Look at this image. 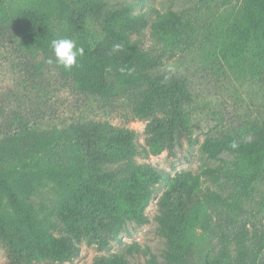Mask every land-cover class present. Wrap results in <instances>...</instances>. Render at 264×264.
Here are the masks:
<instances>
[{"label": "trees", "instance_id": "obj_1", "mask_svg": "<svg viewBox=\"0 0 264 264\" xmlns=\"http://www.w3.org/2000/svg\"><path fill=\"white\" fill-rule=\"evenodd\" d=\"M231 1V19L202 31L196 18L171 9L0 0V48L23 58L26 84L40 94L15 108L0 105L4 264H67L82 242L108 249L129 222L148 223L161 181L154 216L161 253L132 242L92 264H131L140 253L143 264H264V120L208 133L200 151L217 163L198 172L171 175L137 159L191 141L198 83L179 70L188 59L214 57L216 74H242L264 94V0ZM63 37L84 50L70 70L55 62L50 46ZM63 89L77 101L117 109L126 123H144L141 148L133 129L107 119L46 112L43 98Z\"/></svg>", "mask_w": 264, "mask_h": 264}, {"label": "rangeland", "instance_id": "obj_2", "mask_svg": "<svg viewBox=\"0 0 264 264\" xmlns=\"http://www.w3.org/2000/svg\"><path fill=\"white\" fill-rule=\"evenodd\" d=\"M22 3V0H12ZM25 1V0H24ZM113 6H120L130 3L136 11H144L153 7L160 12L169 9L180 11L196 18L199 23V29L202 31L212 30L218 24H222L224 19H231L228 16V7L231 0H104ZM232 3L235 0L231 1ZM220 24V25H221ZM194 57V56H193ZM221 59V56L218 54ZM194 61L189 59L179 65V70L194 75L198 87L195 89L196 97V115L194 127L192 129L191 141L187 138L174 147L172 154L166 151L157 156L142 158L137 157L139 161H149L152 164L159 165L174 175L176 172L190 170L198 172L206 166H212L217 163L216 160L207 158L200 151V144L204 137L210 132H217L220 129H226L238 124L245 125L247 122L264 120V94L260 93L255 84L248 77L242 74L230 75L229 77L216 74L211 69V62L214 57L207 60L203 55L194 57ZM23 58L18 55L11 47L0 48V105L13 106L25 99L37 101L39 96L36 86L26 84L27 72L23 69ZM204 76L206 79H204ZM39 93V92H38ZM44 107L46 112L55 111V115L69 117L73 114L86 112L87 115L96 117V119H107L110 123L133 129L136 132V144L140 149L143 141L144 123L139 121L127 122L120 112L112 107L104 108L101 104H90L88 101L76 100V95L63 89L55 95L53 92L50 97L43 98L47 100ZM80 98V97H79ZM25 103V104H26ZM24 104V105H25ZM81 104H89L84 107ZM23 105V106H24ZM23 106L21 110L23 109ZM79 106V108H78ZM166 188V181H161L155 186L154 196L146 212L149 221L143 225H136L129 222L117 240L111 241L108 249L100 248L94 244L82 242L80 244V253L74 260L67 264H92L94 258L101 254L118 250L123 244L137 242L141 247L148 248L153 254L159 255L163 248V239L157 234V223L154 218L156 214V201L162 191ZM248 218H251L249 213ZM257 222L256 220H254ZM264 222V217L262 218ZM5 251L0 246V264L5 263ZM131 264H143L145 256L134 254L130 257Z\"/></svg>", "mask_w": 264, "mask_h": 264}, {"label": "clouds", "instance_id": "obj_3", "mask_svg": "<svg viewBox=\"0 0 264 264\" xmlns=\"http://www.w3.org/2000/svg\"><path fill=\"white\" fill-rule=\"evenodd\" d=\"M50 46L55 56V62L66 70L76 66L77 58L84 54L83 48L77 45L76 40L69 37L55 38L51 41Z\"/></svg>", "mask_w": 264, "mask_h": 264}]
</instances>
